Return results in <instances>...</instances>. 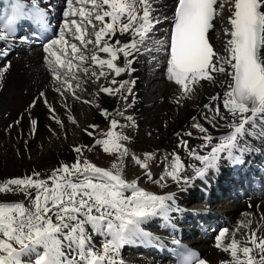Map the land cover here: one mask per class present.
Returning <instances> with one entry per match:
<instances>
[{
  "label": "snow or ice",
  "instance_id": "snow-or-ice-1",
  "mask_svg": "<svg viewBox=\"0 0 264 264\" xmlns=\"http://www.w3.org/2000/svg\"><path fill=\"white\" fill-rule=\"evenodd\" d=\"M66 4L70 11L64 15L77 18L67 20L59 38L51 40L44 49L48 57L54 58L49 60V66L57 80H61L60 70H64L65 78L58 89L62 97L65 90L74 95L68 79L75 78L73 61H76L75 69H79L87 59L80 54L81 48L76 43L69 42L66 32H71L72 38L85 50L88 44L94 46L91 61L101 69L100 75H105L107 69L119 76L129 69L131 60L126 67L117 66L115 61L121 55L134 59L153 25L160 22L152 15L151 0H66ZM225 5L230 13L228 26L223 28L228 39L219 52L210 42L209 33L215 28L214 21L221 22L219 18ZM45 16L35 0L28 6L16 0L11 15L0 26V40L6 41L14 34L18 20L30 19L43 27ZM171 22L166 44L167 72L169 79L181 87L182 94L190 93L192 86L202 80L214 82V74L226 77L220 83L223 95L209 97L204 108L225 120L219 105H212L214 100L221 101L228 113L226 127L230 131L213 143L207 128L194 125L203 134L202 148L208 149L207 154L189 151L203 165L196 169V175L202 178L209 169L217 167L221 154L240 162L241 155L234 152L248 151L244 138L251 136L258 126L260 130L256 134L264 139V0H176ZM118 33L128 34L130 39L122 43ZM98 53H105L108 58H100ZM84 71L87 73V67ZM120 87H124L123 82ZM101 91L115 95L119 89L104 87ZM44 102L47 104L46 99ZM49 111L50 118L55 119L54 109L49 106ZM102 114L109 115L107 110H102ZM30 122L33 126L38 123L34 119ZM117 123L112 119L111 127L115 129ZM85 132L93 136L87 128ZM106 135L108 138L95 143L101 144L105 152L119 153L120 157L128 154L119 143L127 137L115 131ZM182 144L188 146L187 141L182 140ZM86 147L91 146H76L74 163L60 165L47 179H40V173L33 172L31 176L11 178L0 184V193L19 190L30 197L28 207L20 202H0V264H123L119 258L123 245L133 238H150L141 228L142 223L171 211L172 205L168 203L173 199L171 195L149 193L138 188L135 182H126L118 171L98 167L86 158L81 161ZM147 158L152 159L153 155L147 154ZM136 162L148 168L146 161L137 159ZM166 162L170 168L168 176L177 183L188 182L190 177L180 175L178 155ZM112 168L118 169L119 165L114 163ZM250 223L242 226L249 227ZM227 231L223 229L219 233L217 247L221 246ZM96 235L103 238L99 247L93 243ZM223 250L231 256L228 264H264V236L258 235L257 230L246 231L239 241L233 235ZM178 264H207V261L186 250L180 254Z\"/></svg>",
  "mask_w": 264,
  "mask_h": 264
},
{
  "label": "bare ground",
  "instance_id": "bare-ground-1",
  "mask_svg": "<svg viewBox=\"0 0 264 264\" xmlns=\"http://www.w3.org/2000/svg\"><path fill=\"white\" fill-rule=\"evenodd\" d=\"M174 2L175 0H151L152 15L160 22L153 25L144 44L139 45L140 51L135 54L134 59L121 55L115 61L117 66L126 67L127 61L131 60L129 69L119 76L109 73L107 69L104 70L105 75H100L101 69L91 61L94 46L88 44L85 50L79 41L72 38L71 32H66L65 36L69 42L76 43L81 48L80 54L87 58L79 69H75L76 61H73L75 78L69 76L68 79L74 95L65 90L62 97L58 92L65 73L60 70L61 80L56 79V73L49 66V60L54 61V58L48 57L44 51L47 45L43 48L27 49L20 40H0V52L4 53L0 55V71L3 73L0 75V184L11 178L31 176L33 172L40 173V179L47 178L60 165L73 164L77 157L74 148L82 145L91 147L83 149L81 161L86 158L98 167L118 171L126 182H135L138 188L149 193L173 197L168 201L172 205L171 211L142 223L141 228L150 234V238H133L130 243L120 248L119 258L123 264H161L159 260L150 258L146 246L167 242V234L175 231L187 234L185 218H190L189 212H193L191 210L204 208L199 202V188L207 184L209 178L196 175V169L203 165L190 156L189 151L207 154L208 149L202 148L203 134L194 125L199 124L207 128L213 137V143L218 142L230 131L226 127L228 113L221 101L214 100L212 105H219L225 120H220L214 112L204 108V105L209 103V97L223 95L224 88L220 87V83L226 79L223 74H214V82L200 81L199 84L193 85L192 91L187 94H182L181 87L169 79L166 44ZM51 3L56 4L57 23L62 31L67 20L77 17L64 15L70 11L66 0ZM221 14L219 23L223 29L228 26V5H225ZM117 37L122 43L130 39L128 34L118 33ZM211 37L214 48L222 52L223 42L228 36L222 31L220 40L216 39L214 33ZM58 38L59 36L56 39ZM12 47L15 52H11ZM98 55L100 58H108L105 53ZM1 57L4 58L3 61ZM147 64L151 65L152 84L155 83L156 95L152 96H148L142 87L145 84ZM6 65L10 66L5 70ZM86 66L89 67L87 73L84 71ZM92 73L96 75L93 76ZM113 80L117 83H112ZM121 82L124 83L123 88L120 87ZM104 87L119 91L115 95H108L101 91ZM41 93L44 94L43 98ZM49 106L54 109L55 119L50 118ZM102 110H107L109 115L105 117ZM128 117H131V120L127 119ZM33 119L38 122L35 126L30 122ZM112 119L119 122V127H111ZM90 125L97 127L92 129L89 128ZM86 128L93 132V136L86 134ZM135 129L143 131V134H135ZM259 130L258 126L251 136H245L244 143L248 151L264 143V139L256 134ZM109 131L127 137L119 141L128 150L127 155L120 157L119 153L104 150L95 153V141L108 138L106 134ZM187 133L193 135L188 136ZM182 140L187 141V147L182 144ZM129 151L135 154H130ZM147 154H152L153 158L148 159ZM176 155L180 157V175L190 177L187 183H177L167 175L170 168L166 161L173 160ZM133 156L140 161H146L148 168L145 169L140 164L126 167L125 163ZM225 156L226 154H221L217 162L221 171L228 167L229 160L227 158L226 161ZM114 163L119 165L118 169L112 168ZM206 173L208 177L219 174L213 172V169ZM23 193L19 190L4 193L6 197L1 200L16 202ZM219 212L232 221L230 226L224 228L228 231L220 247H217V237L222 230L215 233L208 242H201L199 237L190 236L207 255V264H228L231 256L223 247L230 242L233 235L238 241L242 240L244 233L249 230H257L258 235L264 236V220L261 219L264 217V204H254L253 209L247 210L246 204L243 203H224ZM249 222V227L242 226L249 225ZM102 240L99 235L93 237V243L97 247Z\"/></svg>",
  "mask_w": 264,
  "mask_h": 264
},
{
  "label": "rangeland",
  "instance_id": "rangeland-1",
  "mask_svg": "<svg viewBox=\"0 0 264 264\" xmlns=\"http://www.w3.org/2000/svg\"><path fill=\"white\" fill-rule=\"evenodd\" d=\"M222 15V14H221ZM218 22V21H217ZM219 23V22H218ZM217 23V25H216V29H215V31H214V34H215V36H216V39L217 40H220L221 39V36H222V31H223V29L221 28V23H219L218 24ZM88 31H89V33H91V31H90V29H88ZM148 42H146V44H147ZM146 44H145V46H146ZM144 51V50H143ZM87 67V66H86ZM147 70H146V72H145V75H144V78H145V84H144V86H142L143 87V90L147 93V95L148 96H152V95H156L154 92V89H155V83H153L152 84V81H153V78L151 77L152 76V73H151V65L150 64H147ZM89 69V67H87V70ZM91 69H93V70H95L94 68H92L91 67ZM154 80H155V78H154ZM129 109V108H128ZM118 122V121H117ZM117 124H119V122L117 123ZM105 125V124H104ZM110 125V124H109ZM117 127H119V125L117 126ZM116 127V128H117ZM123 127V126H122ZM122 129V128H121ZM134 133L135 134H140V135H142L143 134V131H140V130H137V129H135V131H134ZM94 151H95V153H97V151H102L103 150V146L101 145V144H95V146H94ZM130 149V148H129ZM130 152V154H135V152L134 153H132V151H129ZM138 158L137 157H135V156H133V158L132 159H128V162L127 163H125V166L126 167H130V166H132L133 164H135V165H138V163L136 162V160H137ZM41 179H47L46 177H42ZM30 191H34V190H30ZM3 197H6V195L4 194V193H0V200L3 198ZM29 199H30V197H27L26 195H25V193H23V194H21V195H19V197H18V201H16V202H20V203H23L26 207L27 206H29ZM0 202H4L3 200H1ZM0 238H2V236H0ZM18 247V246H17Z\"/></svg>",
  "mask_w": 264,
  "mask_h": 264
}]
</instances>
